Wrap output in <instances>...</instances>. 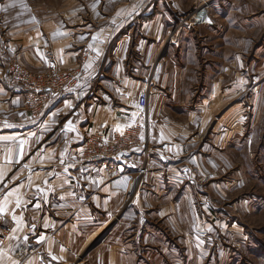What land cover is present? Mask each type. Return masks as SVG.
<instances>
[{"label":"crops","instance_id":"crops-1","mask_svg":"<svg viewBox=\"0 0 264 264\" xmlns=\"http://www.w3.org/2000/svg\"><path fill=\"white\" fill-rule=\"evenodd\" d=\"M254 2L264 6L216 0L224 30L189 27L170 44L197 0L73 2L37 23L0 29V220L10 231L0 264L203 263L204 245L193 235L207 209L196 202L206 204L207 179L221 172L208 165L207 144L215 137L211 147L220 150L224 99L239 83L238 19L250 24ZM15 60L33 74L77 75L74 87L62 98L48 93L40 111L30 110L9 73ZM151 79L150 158L84 162L81 145L90 136L111 139L145 123L137 105Z\"/></svg>","mask_w":264,"mask_h":264},{"label":"rangeland","instance_id":"rangeland-1","mask_svg":"<svg viewBox=\"0 0 264 264\" xmlns=\"http://www.w3.org/2000/svg\"><path fill=\"white\" fill-rule=\"evenodd\" d=\"M81 1L103 0H0V29L8 33L37 23L46 12L53 14L67 4ZM206 1L209 4L202 9ZM215 1L197 0L196 9L181 17L177 31L172 32L173 40L178 31L194 26L222 25L224 30V22L219 23L213 13ZM255 3L248 16L250 21L246 19L248 26L238 19L239 83L236 92L233 90V95L224 99L230 101V107L222 115L220 150L213 151L211 147L215 137L207 144L208 165L216 164L221 172L217 170L216 179H207L206 204L196 202L197 207L207 209L199 222L201 234L193 235L199 236L204 245V264H264V6ZM172 41L168 39L167 44ZM231 109L237 110L230 117ZM230 120L234 121L235 134L228 140L225 135L226 129L230 130Z\"/></svg>","mask_w":264,"mask_h":264},{"label":"built area","instance_id":"built-area-1","mask_svg":"<svg viewBox=\"0 0 264 264\" xmlns=\"http://www.w3.org/2000/svg\"><path fill=\"white\" fill-rule=\"evenodd\" d=\"M208 6V5H207ZM173 38H170L172 41ZM9 73L13 80L26 92V106L33 111H40L48 93L63 97L74 87L77 75L60 72H47L41 74L31 73L21 62L14 61ZM146 89L139 96L137 111L145 119V123L125 130L121 134L113 135L108 139L102 133L87 138L81 145V159L87 163L101 164L108 161H117L126 155L140 153L148 160L150 155L148 143V109L151 91L154 89L153 79L146 82ZM146 173L143 168L139 173L142 178ZM10 231L0 220V245L7 243ZM37 252V249H28L20 252L17 256L19 261L25 262Z\"/></svg>","mask_w":264,"mask_h":264},{"label":"snow or ice","instance_id":"snow-or-ice-1","mask_svg":"<svg viewBox=\"0 0 264 264\" xmlns=\"http://www.w3.org/2000/svg\"><path fill=\"white\" fill-rule=\"evenodd\" d=\"M10 6H11V5H10ZM94 39H95V38H94ZM97 56H99V52H97ZM85 67H86V69H87V68L90 67V65H86ZM0 214H3V209H2V208H0ZM25 239H27V238H25ZM53 259H55V257H53Z\"/></svg>","mask_w":264,"mask_h":264}]
</instances>
